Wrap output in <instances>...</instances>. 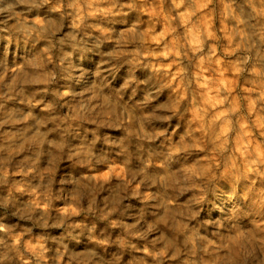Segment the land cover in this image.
Listing matches in <instances>:
<instances>
[{"label": "clouds", "instance_id": "1", "mask_svg": "<svg viewBox=\"0 0 264 264\" xmlns=\"http://www.w3.org/2000/svg\"><path fill=\"white\" fill-rule=\"evenodd\" d=\"M0 264H264V0H0Z\"/></svg>", "mask_w": 264, "mask_h": 264}]
</instances>
